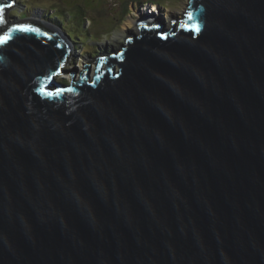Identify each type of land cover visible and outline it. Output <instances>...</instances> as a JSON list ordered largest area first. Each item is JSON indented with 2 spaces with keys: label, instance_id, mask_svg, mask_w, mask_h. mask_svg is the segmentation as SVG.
I'll return each instance as SVG.
<instances>
[{
  "label": "water",
  "instance_id": "water-1",
  "mask_svg": "<svg viewBox=\"0 0 264 264\" xmlns=\"http://www.w3.org/2000/svg\"><path fill=\"white\" fill-rule=\"evenodd\" d=\"M190 3L75 82L0 33V264H264V0Z\"/></svg>",
  "mask_w": 264,
  "mask_h": 264
},
{
  "label": "rangeland",
  "instance_id": "rangeland-1",
  "mask_svg": "<svg viewBox=\"0 0 264 264\" xmlns=\"http://www.w3.org/2000/svg\"><path fill=\"white\" fill-rule=\"evenodd\" d=\"M188 4L190 0H17L9 15L12 20L42 19L71 35L77 49L69 68L82 70L87 62L94 67L92 61L103 52L127 44L130 31L140 32L137 24L145 15L172 26Z\"/></svg>",
  "mask_w": 264,
  "mask_h": 264
},
{
  "label": "clouds",
  "instance_id": "clouds-1",
  "mask_svg": "<svg viewBox=\"0 0 264 264\" xmlns=\"http://www.w3.org/2000/svg\"><path fill=\"white\" fill-rule=\"evenodd\" d=\"M191 1V0H190ZM153 4H155V3H149V5H153ZM17 5V0H16V2H15V5L13 6V7H11V8H8V10H7V19H6V21H7V23H11V22H13V23H18V22H20V21H22V20H25V19H30V18H21V19H16V20H12L11 19V16L9 15V12L12 10V8H14L15 6ZM190 4H188V6H189ZM159 6V5H158ZM188 10V11H187ZM189 10H190V8H187L186 9V13L187 12H189ZM154 12V11H153ZM155 13V12H154ZM186 13L184 14L185 16H186ZM3 14H6L5 12L3 13ZM145 14V13H144ZM147 14V13H146ZM184 15H182L181 17H183ZM180 17V18H181ZM185 18H187V17H185ZM142 19V18H141ZM35 20H42V19H35ZM44 21V20H43ZM140 21H149V22H153V21H157V22H161L160 21V19H155V18H153V17H151V18H143L142 20H140ZM46 22V21H45ZM163 22V21H162ZM172 23H173V21H172ZM138 25V24H137ZM173 25V24H172ZM9 28V26L8 25H6V24H2L1 26H0V31H5V30H7ZM140 29V28H139ZM59 31L61 32V34L63 35V36H65L66 38H67V36L69 35L68 33V35L66 36L64 33H63V30H61V29H59ZM1 33V32H0ZM8 35V34H7ZM69 36H71V35H69ZM72 37V36H71ZM68 39V38H67ZM68 42H69V44L71 45V47H72V53L70 54V56H69V61H66V63H67V65H64V66H62V67H60V69L61 70H63V71H65V72H70V71H76L75 72V75H74V82L75 81H77V80H80V73L83 71V69H85V68H87L86 66H84V68L81 70V68H77V69H75V68H73V69H70L69 68V66H71L70 65V63H71V61H72V58L74 57V53H75V51H76V49L77 48H75V42H72L71 40H69L68 39ZM98 58V57H97ZM97 58L95 59V61L97 60ZM91 60H93V59H91ZM98 64L99 63H95L94 62V67H92L91 66V64L90 65H88V69L90 68V70H89V73L91 72V73H93V74H95L96 73V69H97V66H98ZM84 65H87V63L86 64H84ZM93 71V72H92ZM82 74V73H81ZM52 76H54V81L56 82V83H58V84H61V87H63V88H65V87H71V84L72 83H74V82H72V74L71 73H57V74H55V75H52ZM76 77V78H75ZM51 79V78H50ZM73 85V84H72ZM55 87L56 88H58V86L57 85H55ZM73 87V86H72Z\"/></svg>",
  "mask_w": 264,
  "mask_h": 264
},
{
  "label": "snow or ice",
  "instance_id": "snow-or-ice-1",
  "mask_svg": "<svg viewBox=\"0 0 264 264\" xmlns=\"http://www.w3.org/2000/svg\"><path fill=\"white\" fill-rule=\"evenodd\" d=\"M3 11V7L0 6V12ZM193 12L189 11L186 13L187 20L181 22V27H184L186 29H190L195 32L200 31V25L197 23H189L193 20ZM0 23H4V21L0 20ZM173 23H176V21H173ZM144 27H148V25H143ZM153 27H159L158 25H153ZM13 29L17 31H22V32H39L40 30L38 28H35L31 25H13L12 28H10L8 31L11 32ZM9 39V36H0V44L5 43ZM41 92H44L45 95L51 97V96H59L64 89H56L55 91H45V88L43 87V84H41V87L38 89ZM71 91V89H68Z\"/></svg>",
  "mask_w": 264,
  "mask_h": 264
},
{
  "label": "flooded vegetation",
  "instance_id": "flooded-vegetation-1",
  "mask_svg": "<svg viewBox=\"0 0 264 264\" xmlns=\"http://www.w3.org/2000/svg\"><path fill=\"white\" fill-rule=\"evenodd\" d=\"M148 13V12H147ZM153 14H154V12H153ZM63 33L67 36L68 34L66 33V32H64L63 31ZM67 38L69 39V40H71L72 42H75V40H73V37H71V36H67ZM75 69H77L76 67H74Z\"/></svg>",
  "mask_w": 264,
  "mask_h": 264
},
{
  "label": "bare ground",
  "instance_id": "bare-ground-1",
  "mask_svg": "<svg viewBox=\"0 0 264 264\" xmlns=\"http://www.w3.org/2000/svg\"><path fill=\"white\" fill-rule=\"evenodd\" d=\"M154 9H155V6H154ZM155 12V11H154ZM146 14V13H145ZM146 16V18H148V15H145ZM151 17H153V16H149V18H151ZM156 17V16H155ZM35 19V18H34ZM141 21H139L138 22V24L140 23Z\"/></svg>",
  "mask_w": 264,
  "mask_h": 264
}]
</instances>
